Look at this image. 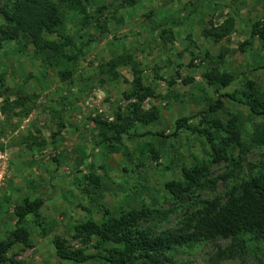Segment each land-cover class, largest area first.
I'll return each instance as SVG.
<instances>
[{
	"label": "rangeland",
	"instance_id": "374dc122",
	"mask_svg": "<svg viewBox=\"0 0 264 264\" xmlns=\"http://www.w3.org/2000/svg\"><path fill=\"white\" fill-rule=\"evenodd\" d=\"M88 3L92 16L105 8L97 23L81 31L78 46L83 56L67 80L62 81L58 75L66 69V63L45 58L27 39H23L25 46L8 43L0 50V242L14 229L17 206L25 200L42 201L38 217L27 219L28 243L8 251L7 256L13 259L8 264H72L56 257L53 239L62 237L74 248L81 247L72 238L73 227L89 219L101 222L103 208L114 215L138 209L143 203L159 210L172 208L174 201L164 183L179 180L182 165L208 160L211 151L202 137L188 130L176 138L153 133H171L176 119L195 116L215 99L214 89L221 84L208 85L203 78L205 72L216 68L233 78L220 93L239 89L248 80L264 91V46L258 36L250 38L252 26L264 23V0ZM180 20L182 23L176 25ZM79 27V17L64 12L59 33L52 38L61 40L65 47L66 40L59 37L73 36ZM220 27L229 29L227 35H222ZM248 39L250 44H246ZM124 51L132 52L144 85L154 90V97L146 99L142 109L156 108L160 120L138 128L151 132L144 137H124L119 146L103 144L92 118L114 122L115 114L126 112L135 100L124 97L131 88L129 67H119L120 78L103 84L98 66ZM20 96L27 98L30 113L24 114L22 109L1 111L5 100ZM224 110L231 122L241 125L247 144L260 118L229 100H224ZM198 121L199 117H193L190 124L198 125ZM215 136L220 137L217 133ZM261 153L258 149L245 152L243 148H231V156L240 157L241 170L231 178L217 179L230 167L227 162L212 165L209 178L217 179L216 190L205 188L197 196H223L226 188L251 175L249 164H257ZM90 175L99 178L98 189L89 184ZM188 210L187 206H178L168 222L158 224L160 230L175 227ZM229 243L218 239L184 249L175 254L176 264L252 261L250 254L222 259L219 248Z\"/></svg>",
	"mask_w": 264,
	"mask_h": 264
},
{
	"label": "trees",
	"instance_id": "16d2710c",
	"mask_svg": "<svg viewBox=\"0 0 264 264\" xmlns=\"http://www.w3.org/2000/svg\"><path fill=\"white\" fill-rule=\"evenodd\" d=\"M122 1L133 4L137 0ZM104 8L92 16L88 0H0V50L8 43L25 46L23 39H27L35 51L45 58L66 63V69L58 72L60 79L65 81L76 71L83 56V50L78 46L81 31L97 23ZM64 12L73 13L80 19V27L75 35H58L66 40L65 47L68 50L61 46V40L52 38V35L59 33ZM181 23L180 20L176 25ZM219 30L223 36L229 32L225 27ZM162 33L166 32L163 30ZM255 36L264 46V23L256 22L252 26L250 38ZM160 37L163 39V36ZM246 44H250L249 39ZM138 66L131 51L115 55L98 66V78L103 84L120 78L117 71L119 67H129L132 73L131 88L124 97L135 100L126 112L115 114L114 122H107L99 116L92 118L103 144L119 146L124 137L131 140L144 137L151 132L138 128L151 126L160 120V112L156 108L147 111L142 109V103L154 97V90L144 85ZM203 78L210 86L221 84L214 89L215 99L195 116L176 119L171 133H153L164 138H176L180 132L188 130L202 137L211 151L208 160L182 165L179 180L164 183V189L174 201V206L159 210L143 203L138 209L121 210L116 215L103 208L101 222L89 219L73 227L72 238L81 247L74 248L62 237L53 239L54 253L58 259L72 264L99 261L102 264H176L175 254L182 250L223 239L230 243L224 249L219 248L218 255L222 259L250 254L253 258L249 264H264V91L248 80L239 89L220 93V89L229 86L233 78L216 68L205 72ZM224 100L242 105L252 116L260 118L247 144L242 138L241 125L231 122L224 113ZM15 109H22L24 114L30 113L27 98L20 96L11 101L5 100L1 107L3 113ZM193 117H199L198 125L190 124ZM215 133L220 137L217 138ZM56 135L58 133L53 134V139ZM233 147L243 148L245 152L262 150L261 160L257 164H249L251 175L230 185L223 196L199 198V191L205 188L216 190L218 178H231L234 172L241 170L240 157L234 158L230 154ZM222 162L228 163L230 171L217 179L209 178L210 167ZM88 182L99 188L97 176H88ZM188 200L190 203H186ZM41 206V200H25L16 207L14 229L5 241L0 242V264L13 263V259L7 256L8 251L18 244L28 243L30 234L27 219L29 216L38 217ZM178 206H187L189 210L175 227L160 230L158 224L168 222ZM144 223L150 225L143 226ZM89 248L93 251L88 252Z\"/></svg>",
	"mask_w": 264,
	"mask_h": 264
}]
</instances>
